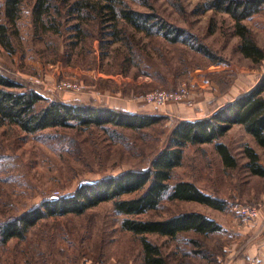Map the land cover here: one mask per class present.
Here are the masks:
<instances>
[{"label":"rangeland","instance_id":"obj_1","mask_svg":"<svg viewBox=\"0 0 264 264\" xmlns=\"http://www.w3.org/2000/svg\"><path fill=\"white\" fill-rule=\"evenodd\" d=\"M176 1L129 3L143 12L155 11L165 21L186 29L193 35L195 46L209 49L214 60L198 48L170 44L161 37L153 43L129 26L137 52L144 54V60H136L125 39L107 42L112 37L101 33L95 20L74 27L79 20L71 15L62 18L60 33L35 29L26 18L17 35H12L14 52L0 44V70L48 99L164 116L154 130L147 129L144 134L122 130V141L113 140L101 128H51L38 136L26 134L15 125L0 126V154L8 157L0 170V220L24 212L47 196L73 193L83 181L148 166L167 145L178 120L208 117L264 75V60L254 63L240 52V38L229 14L203 11L201 0ZM246 23L264 48V29L253 21ZM153 93H179V97H170L161 104L148 98ZM217 142L228 146L237 159L236 167L225 165ZM247 145L260 150L245 127L235 124L215 142L185 147L177 176L194 181L205 192L224 200L226 207L220 210L196 202L170 205L174 211H201L222 228L220 233L200 236L208 257H187L180 253L177 241L149 234L171 264H235L244 250L248 254L254 251L250 249L252 244L243 241L252 240L250 229L255 222L250 224L252 220L236 209L248 204L264 208V177L251 173ZM259 155L264 165V152ZM124 218L115 211L112 201L83 215L44 218L26 238L0 244V264H141L140 241L121 229ZM261 229L264 231V227ZM182 235L186 239L195 236ZM254 263L264 264V255L259 261L254 258Z\"/></svg>","mask_w":264,"mask_h":264},{"label":"trees","instance_id":"obj_2","mask_svg":"<svg viewBox=\"0 0 264 264\" xmlns=\"http://www.w3.org/2000/svg\"><path fill=\"white\" fill-rule=\"evenodd\" d=\"M201 1L203 11L215 10L231 16L235 34L240 38L239 50L246 58L254 63L264 60V48L246 23L253 21L264 29V0ZM66 15L79 20L74 27H78L79 22L95 20L100 32L112 37L107 42L125 39L136 60L143 59L144 54L137 52L129 26L134 33H143L153 43L161 37L170 44L198 48L208 59L214 60L209 49L195 46L193 35L186 29L165 21L155 11L133 8L129 0H1L0 44L14 52L12 35H17L26 18L32 21L35 29L60 33L62 18ZM163 119L164 116L157 113L126 112L103 104L48 99L0 70V126L15 125L29 135L39 136L48 129L60 127L101 128L113 140L122 141V130L143 133L147 129L154 130ZM235 124L243 125L264 149V75L248 91L219 105L208 117L178 120L167 145L156 153L148 166L129 168L95 181H83L73 193L56 198L47 196L24 212L0 220V244L13 238H26L28 231L44 218L83 215L101 203L112 201L115 211L125 215L121 229L140 241L141 264H171L161 245L151 241L149 234L177 241L180 253L187 257H208L200 236L220 233L221 225L201 211H174L170 205L196 202L224 210L226 202L203 191L193 181L178 177L176 168L183 162L187 145L212 143ZM216 148L226 166H237V159L226 144L217 142ZM245 153L251 173L264 177L259 153L249 145L245 147ZM7 159L0 154V170L6 166ZM136 192L140 193L124 198ZM147 214L148 217H144ZM185 233L197 236L186 239L182 235ZM240 258L242 256L237 260Z\"/></svg>","mask_w":264,"mask_h":264},{"label":"crops","instance_id":"obj_3","mask_svg":"<svg viewBox=\"0 0 264 264\" xmlns=\"http://www.w3.org/2000/svg\"><path fill=\"white\" fill-rule=\"evenodd\" d=\"M253 137V136H252ZM254 138V137H253ZM255 140V139H254ZM215 142V141H214ZM256 142V141H255ZM257 143V142H256ZM216 145V144H215ZM257 145L259 146L260 150H256L259 154L260 151L264 152V149L257 143ZM184 160V158H183ZM183 163V162H182ZM189 181H192L190 179H186ZM194 182V181H193ZM195 183V182H194ZM198 186V185H197ZM199 187V186H198ZM204 191V190H203ZM263 209V210H262ZM252 221H250V224L252 222H255V226L254 228L250 229V228H245V231H252L253 232V238L251 241H248L245 243L246 240L250 239H246L245 241H243L244 244H252V248H250L253 252H250L248 254L247 250H244L242 252V258L236 260L234 263L235 264H253L254 258L259 261L261 256L264 255V246H262V244H264V231L261 229V227H264V208L260 207L259 208V217L255 218V219H251ZM258 225V226H257ZM261 229V232H259V230ZM245 236V234H244ZM251 236V237H252ZM257 248V251L255 250ZM256 253V254H255ZM255 264V263H254Z\"/></svg>","mask_w":264,"mask_h":264},{"label":"built area","instance_id":"obj_4","mask_svg":"<svg viewBox=\"0 0 264 264\" xmlns=\"http://www.w3.org/2000/svg\"><path fill=\"white\" fill-rule=\"evenodd\" d=\"M181 92H184V89H182ZM170 97L172 98L179 97V93L168 94V95L163 93H159V94L153 93L148 95V98L155 99L161 104H164L166 99H169ZM236 209L238 210V213L246 219H255L259 217V207L256 205H252V204L239 205L236 207Z\"/></svg>","mask_w":264,"mask_h":264}]
</instances>
